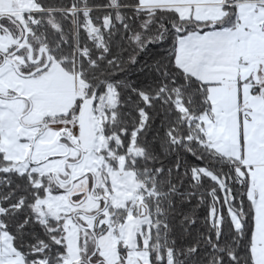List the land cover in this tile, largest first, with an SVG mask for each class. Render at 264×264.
<instances>
[{
	"label": "snow or ice",
	"instance_id": "1",
	"mask_svg": "<svg viewBox=\"0 0 264 264\" xmlns=\"http://www.w3.org/2000/svg\"><path fill=\"white\" fill-rule=\"evenodd\" d=\"M0 264H264V0H0Z\"/></svg>",
	"mask_w": 264,
	"mask_h": 264
}]
</instances>
